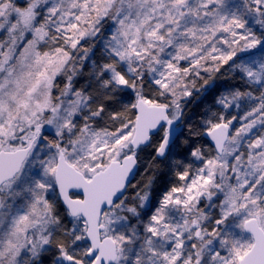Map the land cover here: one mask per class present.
Wrapping results in <instances>:
<instances>
[{"label": "snow or ice", "instance_id": "6c2138e0", "mask_svg": "<svg viewBox=\"0 0 264 264\" xmlns=\"http://www.w3.org/2000/svg\"><path fill=\"white\" fill-rule=\"evenodd\" d=\"M0 264H264V0H0Z\"/></svg>", "mask_w": 264, "mask_h": 264}, {"label": "trees", "instance_id": "16d2710c", "mask_svg": "<svg viewBox=\"0 0 264 264\" xmlns=\"http://www.w3.org/2000/svg\"><path fill=\"white\" fill-rule=\"evenodd\" d=\"M87 46V45H85ZM211 103V97H208L206 99L200 100L195 94L192 98V103L188 105V108L186 109V112L189 116H191V122L193 125L198 127V122L201 119L200 113L203 111L206 104ZM188 135L187 127L183 128V135H181L180 139L181 141ZM208 140L205 137H202L200 139L196 140L197 144L207 143ZM148 152H150V149L146 150L145 153H142V156L147 157ZM186 155V153H184ZM176 159H183V156H177ZM145 160V165H146ZM142 165L137 172L135 180H133V183H136L141 180L143 172H144V166ZM177 177L173 173H165L160 176H158L157 183L154 185V191L153 196L155 198H158L164 191H166L169 187H171L173 184H176ZM132 191L129 190L128 195H131Z\"/></svg>", "mask_w": 264, "mask_h": 264}, {"label": "water", "instance_id": "95a60500", "mask_svg": "<svg viewBox=\"0 0 264 264\" xmlns=\"http://www.w3.org/2000/svg\"><path fill=\"white\" fill-rule=\"evenodd\" d=\"M178 132L179 131H181V130H177ZM207 140L209 139V138H207V137H205ZM70 195H72L73 196V198L75 199V198H80V195H79V190H71L70 191ZM76 195V196H75Z\"/></svg>", "mask_w": 264, "mask_h": 264}, {"label": "rangeland", "instance_id": "374dc122", "mask_svg": "<svg viewBox=\"0 0 264 264\" xmlns=\"http://www.w3.org/2000/svg\"><path fill=\"white\" fill-rule=\"evenodd\" d=\"M238 55H241V54H238ZM179 183H181V182H179V180L177 179L176 184L178 185Z\"/></svg>", "mask_w": 264, "mask_h": 264}]
</instances>
